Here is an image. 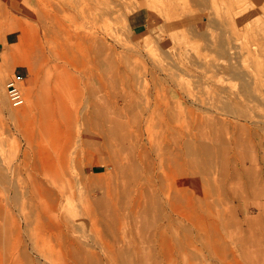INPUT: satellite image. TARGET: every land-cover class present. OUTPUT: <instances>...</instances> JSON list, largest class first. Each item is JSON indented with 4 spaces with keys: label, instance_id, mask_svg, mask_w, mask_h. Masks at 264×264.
Here are the masks:
<instances>
[{
    "label": "rangeland",
    "instance_id": "1",
    "mask_svg": "<svg viewBox=\"0 0 264 264\" xmlns=\"http://www.w3.org/2000/svg\"><path fill=\"white\" fill-rule=\"evenodd\" d=\"M0 16L29 66H0V264H264V0Z\"/></svg>",
    "mask_w": 264,
    "mask_h": 264
},
{
    "label": "crops",
    "instance_id": "2",
    "mask_svg": "<svg viewBox=\"0 0 264 264\" xmlns=\"http://www.w3.org/2000/svg\"><path fill=\"white\" fill-rule=\"evenodd\" d=\"M139 11L135 17H131L130 23L133 31H144V22L139 20ZM21 32L19 28L11 27L0 16V66H4L11 76L24 78L29 75V66L23 61L21 52Z\"/></svg>",
    "mask_w": 264,
    "mask_h": 264
},
{
    "label": "built area",
    "instance_id": "3",
    "mask_svg": "<svg viewBox=\"0 0 264 264\" xmlns=\"http://www.w3.org/2000/svg\"><path fill=\"white\" fill-rule=\"evenodd\" d=\"M8 95L13 104H20L24 100V93L16 79H10L7 83Z\"/></svg>",
    "mask_w": 264,
    "mask_h": 264
}]
</instances>
